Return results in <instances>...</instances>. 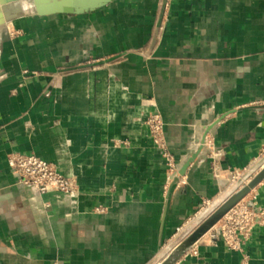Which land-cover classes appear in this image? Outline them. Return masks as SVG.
Wrapping results in <instances>:
<instances>
[{"label": "crops", "instance_id": "obj_1", "mask_svg": "<svg viewBox=\"0 0 264 264\" xmlns=\"http://www.w3.org/2000/svg\"><path fill=\"white\" fill-rule=\"evenodd\" d=\"M165 2L0 24V264H149L264 156V0ZM12 152L52 162L77 193L32 194ZM241 202L264 210V180ZM223 218L175 264H264V216L239 250Z\"/></svg>", "mask_w": 264, "mask_h": 264}, {"label": "built area", "instance_id": "obj_2", "mask_svg": "<svg viewBox=\"0 0 264 264\" xmlns=\"http://www.w3.org/2000/svg\"><path fill=\"white\" fill-rule=\"evenodd\" d=\"M168 8V0L165 2ZM146 124L155 145L160 149L165 160L167 171L173 177L179 175L174 157L168 149L164 134V122L157 111L151 112ZM8 165L16 177V181L29 188L34 195L56 191L75 195L77 187L74 180L59 171L58 167L35 154L12 152L7 157ZM264 216V210L255 202H239L224 216L221 227L222 237L228 246L235 250L241 248L242 239L250 235L258 217Z\"/></svg>", "mask_w": 264, "mask_h": 264}, {"label": "water", "instance_id": "obj_3", "mask_svg": "<svg viewBox=\"0 0 264 264\" xmlns=\"http://www.w3.org/2000/svg\"><path fill=\"white\" fill-rule=\"evenodd\" d=\"M6 3L18 0H4ZM112 0H47L35 3L38 14L56 12H87ZM264 180V156L231 184L186 226L149 264H175L226 213L239 203L257 184ZM178 178L173 180L176 183Z\"/></svg>", "mask_w": 264, "mask_h": 264}, {"label": "bare ground", "instance_id": "obj_4", "mask_svg": "<svg viewBox=\"0 0 264 264\" xmlns=\"http://www.w3.org/2000/svg\"><path fill=\"white\" fill-rule=\"evenodd\" d=\"M39 1L47 0H18L11 3H6L4 0H0V24L5 21L8 14L13 11H29L35 9V3Z\"/></svg>", "mask_w": 264, "mask_h": 264}, {"label": "rangeland", "instance_id": "obj_5", "mask_svg": "<svg viewBox=\"0 0 264 264\" xmlns=\"http://www.w3.org/2000/svg\"><path fill=\"white\" fill-rule=\"evenodd\" d=\"M13 14H15V13L11 12V13H10V14H8V15L10 16V15H13Z\"/></svg>", "mask_w": 264, "mask_h": 264}]
</instances>
